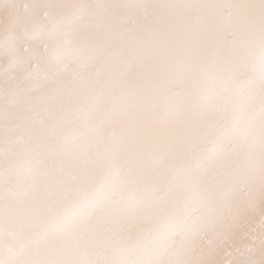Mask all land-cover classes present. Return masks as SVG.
<instances>
[{"label":"snow or ice","instance_id":"snow-or-ice-1","mask_svg":"<svg viewBox=\"0 0 264 264\" xmlns=\"http://www.w3.org/2000/svg\"><path fill=\"white\" fill-rule=\"evenodd\" d=\"M264 264V0H0V264Z\"/></svg>","mask_w":264,"mask_h":264},{"label":"bare ground","instance_id":"bare-ground-1","mask_svg":"<svg viewBox=\"0 0 264 264\" xmlns=\"http://www.w3.org/2000/svg\"><path fill=\"white\" fill-rule=\"evenodd\" d=\"M223 264H231V258L227 256V254L222 257Z\"/></svg>","mask_w":264,"mask_h":264}]
</instances>
